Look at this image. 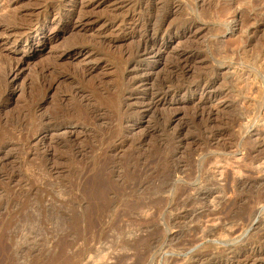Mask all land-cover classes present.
Returning a JSON list of instances; mask_svg holds the SVG:
<instances>
[{"label": "rangeland", "instance_id": "374dc122", "mask_svg": "<svg viewBox=\"0 0 264 264\" xmlns=\"http://www.w3.org/2000/svg\"><path fill=\"white\" fill-rule=\"evenodd\" d=\"M0 264H264V0H0Z\"/></svg>", "mask_w": 264, "mask_h": 264}, {"label": "bare ground", "instance_id": "6f19581e", "mask_svg": "<svg viewBox=\"0 0 264 264\" xmlns=\"http://www.w3.org/2000/svg\"><path fill=\"white\" fill-rule=\"evenodd\" d=\"M45 14H46V13H45ZM43 15H44V14H43ZM46 15H47V14H46ZM39 16H40V15H39ZM42 21H44V23H48V20H47V19L38 18V19H35V21H33L34 23H33L32 26H34V28H36V26H37L39 23H41ZM29 24H30V23H29ZM160 25H161V24H160ZM31 29H32V28H31ZM162 29H163V28H162ZM151 30H152V29H151ZM158 31H159V29H158ZM158 31H157V32H158ZM162 31H163V30H162ZM148 33H149V32H148ZM146 34H147V33H146ZM21 35H22V34H21ZM150 35H151V34H150ZM144 36H145V35H144ZM144 36H143V37H144ZM146 36H147V35H146ZM151 36H152V35H151ZM155 36H156V35H155ZM149 37H150V36H149ZM152 37H153V36H152ZM147 38H148V37H147ZM153 39H155V38H153ZM145 40H146V39H145ZM145 40H144V41H145ZM148 41H149V40H148ZM142 43H143V42H142ZM152 43H153V44H151L152 46L150 45L151 47H150L149 49L146 48V53H149V54H150L151 52L155 51L154 49L157 48V47H158L157 49H159V46H157V44H158L157 42L152 41ZM143 44H144V43H143ZM143 46H144V45H143ZM148 46H149V44H148ZM148 46H147V47H148ZM139 47H140V46H139ZM141 47H142V46H141ZM140 49H141V48H140ZM143 49H144V48H142V50H143ZM137 50H138V49H137ZM137 50H136V51H137ZM144 50H145V49H144ZM159 51H160V50H159ZM140 52H141V51H140ZM142 55H143V54H142ZM13 65H14V64H13ZM15 66H16V65H15ZM12 67H13V66H12V64H11V68H12ZM13 69H15V68H13ZM9 70H10V67H9ZM14 71H15V70H14ZM9 72L12 73V71H9ZM6 75H7V74H6ZM8 75H9V74H8ZM14 76H15V72H14ZM137 81H138V80H137ZM137 81H136V82H137ZM131 82H132V81H131ZM131 82H130V83H131ZM165 84H166V83H165ZM162 86H163V85H162ZM164 94H165V93H164Z\"/></svg>", "mask_w": 264, "mask_h": 264}]
</instances>
